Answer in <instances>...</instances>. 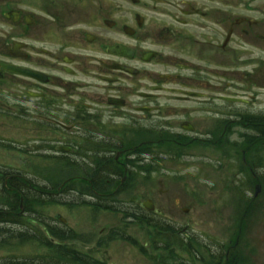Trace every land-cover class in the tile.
I'll use <instances>...</instances> for the list:
<instances>
[{
	"label": "flooded vegetation",
	"instance_id": "flooded-vegetation-1",
	"mask_svg": "<svg viewBox=\"0 0 264 264\" xmlns=\"http://www.w3.org/2000/svg\"><path fill=\"white\" fill-rule=\"evenodd\" d=\"M0 104L12 130L18 116L41 143L55 136L41 163H86L87 175L66 177L54 194L87 199L92 210L124 195L139 171L154 173L160 159L210 152L228 163L235 156L243 186L232 200L230 236L211 260L194 263L257 264L248 247L264 219V0H0ZM77 137L87 141V155ZM20 184L31 185L5 177L7 193H20ZM151 194L148 187L140 198L154 202ZM118 203L123 224L103 226L87 253L71 246L74 230L61 228V218L55 262L117 264L111 250L132 240L127 228L140 236L149 228L143 212L159 215L143 202ZM137 235L131 246L143 253Z\"/></svg>",
	"mask_w": 264,
	"mask_h": 264
},
{
	"label": "rangeland",
	"instance_id": "rangeland-1",
	"mask_svg": "<svg viewBox=\"0 0 264 264\" xmlns=\"http://www.w3.org/2000/svg\"><path fill=\"white\" fill-rule=\"evenodd\" d=\"M7 109L6 104H0V174L2 172H7L9 176L12 173L20 174L28 178L31 185L28 186L29 189L26 188L21 191L22 201L21 196L18 194L17 205L15 209H12L7 207V204L9 202L13 206L15 200L13 196H10V198L4 196V180L1 181L0 177V202L3 206L2 208L0 205V209L8 210L19 216V218L13 219L14 223L0 222V263L15 264L21 260H24L25 264H32L31 260H34L33 264L40 263L39 261L49 262L45 258L43 260L39 258L50 252L43 246H48L50 244L49 240L52 242L54 240L46 238L43 245H37L33 242L25 244L21 235H28L25 239L30 236L42 241L44 238L43 233L47 236L48 228H52L54 233H56L55 229L59 230L56 227L62 224L61 218L66 220L65 227L61 228L70 232L74 230L72 232L74 240L70 242L71 246L87 253L88 242L98 238L101 233L100 229L103 226L110 229L118 228L120 224H123L120 219L123 213H119L123 206L122 204L119 206L118 200L134 205L140 204L145 201L141 200L140 197L146 195L148 187L153 189L154 194H151V197L163 215L155 216L143 213L148 215L150 220L163 223L164 226L160 227L150 221L151 227L144 228L140 236L127 228L125 235H131L129 241L132 240L125 243L121 250V245H116L111 250V255L116 257L114 261L117 264H149L147 259L144 258L145 255L149 254L156 256V258L163 257L161 264H166L164 258L169 257V254L173 252L178 258L173 264H187L188 258L191 263L195 264L192 257L187 256L176 245L177 242H175L173 236L172 240L174 242L168 245L166 251L161 250L162 246L155 238L160 236L159 242L161 243L162 238L167 245L169 241L166 237H169L165 231L169 229V226L175 227L178 233L181 230H187L190 240H194L191 245L194 247V249H191V255L194 257L198 255L201 258L206 257L209 260H211V257L208 256L215 255L221 242L228 235L230 236L228 226L232 224L230 218L235 207L234 194L238 186H243L242 180L234 177L232 166L236 167L234 163L235 156H233L234 158L227 157L229 159L228 163H224L223 160L217 161V153L210 152L202 153L201 159L192 153H190V157L183 156L179 160L169 157L163 160L160 159L158 163H153L154 173L144 174L142 172V174L139 171L137 175L140 176L137 177L136 182L124 195L119 199L109 201V203L101 204L104 206H100V211L92 210L88 209L87 199L77 197V195L56 197L54 194L66 177L86 174V171H83L86 163H70L71 165L69 163H41L40 160L44 161L52 155L53 152L50 150L48 143L51 142L52 144L55 136H46L44 143H41L43 137L29 132L24 133L23 128L26 121L23 118H18V116L15 117V129L12 130ZM75 142L80 149L78 152L82 151L83 155H87L86 149L89 147L87 141L82 137H77ZM12 144L13 146H11ZM29 156L35 163L23 162V160H28ZM223 157H225L224 153ZM68 158L70 156H63V159ZM137 168L139 170V166ZM135 172L133 171V173ZM259 175H264V168H260ZM261 185L264 188L263 184ZM141 188L142 190L136 194L137 190ZM239 190L242 193H247L246 189L240 188ZM254 191L255 187H253L252 193ZM69 192L76 194L73 190ZM252 193L250 192V195ZM58 200L60 203L55 205ZM42 201H45V203L39 204ZM63 203L80 204V206L68 208ZM107 208L110 209L106 210ZM187 209L188 214L184 212ZM126 210L130 211V208L126 207ZM142 218L144 222L145 217L143 215ZM93 221L96 222L93 223L92 227ZM257 223L261 227L254 232V236L257 237V242L254 244L255 248L250 244L248 249L251 254L254 252L256 259L253 258L257 264H264V219H260ZM125 224L132 227L127 221ZM230 228L232 227L230 226ZM58 232L62 235L65 234L62 231ZM134 235H137L136 238L140 241L143 253H141L138 246L135 245L136 249L131 246L134 245V238L132 237ZM247 244L246 242L245 246ZM202 245L208 246L209 252L203 251Z\"/></svg>",
	"mask_w": 264,
	"mask_h": 264
},
{
	"label": "trees",
	"instance_id": "trees-1",
	"mask_svg": "<svg viewBox=\"0 0 264 264\" xmlns=\"http://www.w3.org/2000/svg\"><path fill=\"white\" fill-rule=\"evenodd\" d=\"M17 181H18V180H16L15 182H17ZM19 182H20V181H19ZM19 182H18V184H19ZM4 196L7 197V198H10V196H7V195H5V194H4ZM13 198H14V200H15L13 206H12V203H9V202H8L7 206L10 207V208H12V209H15V206L17 205V201H18V196H17L16 194H14ZM43 203H45V201H42V202H41V204H43ZM0 204H1V202H0ZM51 234H52L54 237H57V235H56L55 233H52V232H51ZM25 238H26V237H25ZM180 246H182V244H181ZM182 250H183V247H182ZM171 255H172V254L170 253L169 256H171ZM0 264H3V263H0ZM15 264H23V263H18V262H16ZM80 264H82V263H80Z\"/></svg>",
	"mask_w": 264,
	"mask_h": 264
},
{
	"label": "bare ground",
	"instance_id": "bare-ground-1",
	"mask_svg": "<svg viewBox=\"0 0 264 264\" xmlns=\"http://www.w3.org/2000/svg\"><path fill=\"white\" fill-rule=\"evenodd\" d=\"M130 213V212H129ZM147 223H149V221L147 220Z\"/></svg>",
	"mask_w": 264,
	"mask_h": 264
}]
</instances>
